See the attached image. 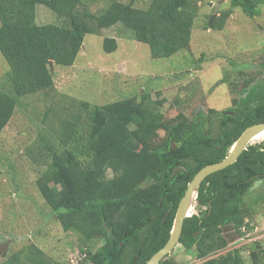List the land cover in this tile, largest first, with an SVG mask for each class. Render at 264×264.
<instances>
[{"label": "trees", "instance_id": "1", "mask_svg": "<svg viewBox=\"0 0 264 264\" xmlns=\"http://www.w3.org/2000/svg\"><path fill=\"white\" fill-rule=\"evenodd\" d=\"M106 2L107 9L93 14L80 11L82 0H0V53L9 66L0 83V134L20 98L54 88L49 61L72 66L87 35L121 24L149 47L154 60L190 48L197 0H152L147 9L121 0ZM230 4L253 19L260 16L264 0ZM37 5L49 8L63 24L38 25ZM229 16L223 13L210 28L223 30ZM103 50L116 52L117 41L106 38ZM241 90L243 97L234 108L199 113L193 120L182 113L166 120L160 111L164 101L155 102L149 94L106 105L80 103L82 128H65L59 148L48 147L54 157L37 188L64 230L79 236L87 264H146L166 245L195 175L223 161L246 129L264 123V80L246 83ZM215 120L219 133L211 138ZM260 180L264 143L248 145L236 163L206 178L197 194V214L185 219L179 244L195 250L201 264H245L241 249L210 257L230 244L223 227L233 225L239 235L249 229L251 211L244 198ZM96 239L103 245L93 251ZM45 260L31 245L0 264H48ZM159 264L174 263L164 259Z\"/></svg>", "mask_w": 264, "mask_h": 264}, {"label": "rangeland", "instance_id": "2", "mask_svg": "<svg viewBox=\"0 0 264 264\" xmlns=\"http://www.w3.org/2000/svg\"><path fill=\"white\" fill-rule=\"evenodd\" d=\"M121 1L147 9L152 0ZM197 1L199 12L189 49L154 60L149 47L135 40L133 31L117 24L98 35H87L72 66L49 61L53 89L20 98L11 121L0 134V263L35 245L48 264H87L80 253L79 236L64 230L37 188L54 157L48 147L59 148L65 128H82L85 115L81 102L106 105L149 94L155 102L164 101L160 111L166 120L180 113L193 120L199 113L234 108L243 97V85L264 80V5L260 6V16L250 19L232 8L230 0ZM109 4L106 0H82L80 11L97 14ZM226 12L230 16L224 29H211ZM36 22L62 25L63 19L46 6L37 5ZM106 38L117 41L116 52H104ZM7 72L9 66L0 53V83ZM159 133L163 139L164 133ZM218 133L219 122L215 120L208 134L216 138ZM263 142L257 139L250 145ZM196 202L190 216L197 214ZM244 202L251 211L246 220L249 229L238 233L235 242L210 258L241 249L245 264H254L253 257L255 262H264V180L255 183ZM101 245L103 240L96 239L90 249ZM165 259L174 264H201L195 250L187 251L180 244Z\"/></svg>", "mask_w": 264, "mask_h": 264}, {"label": "water", "instance_id": "3", "mask_svg": "<svg viewBox=\"0 0 264 264\" xmlns=\"http://www.w3.org/2000/svg\"><path fill=\"white\" fill-rule=\"evenodd\" d=\"M212 20L213 18L211 19L209 25L212 24ZM262 132H264V123L249 127L244 131V133L239 138L238 142L231 149L229 155L223 161L208 165L202 168L195 175L193 180L188 184L185 195L178 205L174 226L168 242L146 264H159L175 249V247L179 244L180 237L182 235L184 221L186 218L190 217V209L195 199H197V194L199 188L201 187V184L210 175L218 173L236 163L241 154L246 150L247 146L252 142V140ZM232 229V225H228L223 228L225 238L230 243L235 242V240L237 239V235L235 232L231 234H226L225 232ZM253 261L255 264L256 262L254 257Z\"/></svg>", "mask_w": 264, "mask_h": 264}, {"label": "bare ground", "instance_id": "4", "mask_svg": "<svg viewBox=\"0 0 264 264\" xmlns=\"http://www.w3.org/2000/svg\"><path fill=\"white\" fill-rule=\"evenodd\" d=\"M257 139H263V140H264V132L258 134V135L252 140V142L255 141V140H257Z\"/></svg>", "mask_w": 264, "mask_h": 264}, {"label": "flooded vegetation", "instance_id": "5", "mask_svg": "<svg viewBox=\"0 0 264 264\" xmlns=\"http://www.w3.org/2000/svg\"><path fill=\"white\" fill-rule=\"evenodd\" d=\"M264 143V142H263ZM262 143V144H263ZM250 145V144H249ZM233 226V225H232ZM226 227V226H225ZM224 228V227H223ZM228 231H230L229 233H227V231L225 232L226 234H231V233H234L235 232V229H234V226H233V229L232 230H228ZM236 233V232H235ZM223 234H224V231H223ZM236 235H237V238H239V235H238V233H236ZM225 236V235H224Z\"/></svg>", "mask_w": 264, "mask_h": 264}, {"label": "clouds", "instance_id": "6", "mask_svg": "<svg viewBox=\"0 0 264 264\" xmlns=\"http://www.w3.org/2000/svg\"><path fill=\"white\" fill-rule=\"evenodd\" d=\"M236 240H237V239H236ZM236 240H235V241H236Z\"/></svg>", "mask_w": 264, "mask_h": 264}]
</instances>
